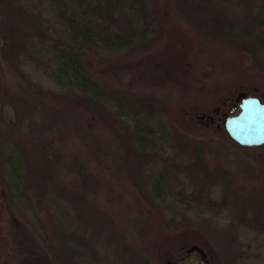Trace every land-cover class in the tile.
<instances>
[{
  "label": "trees",
  "instance_id": "16d2710c",
  "mask_svg": "<svg viewBox=\"0 0 264 264\" xmlns=\"http://www.w3.org/2000/svg\"><path fill=\"white\" fill-rule=\"evenodd\" d=\"M244 1L252 8L231 36L250 56L264 58V2ZM206 3L0 0V264H148L154 258L158 211L185 204L167 153L189 142L204 159L213 138L176 132L153 114L152 102L108 86L86 60L141 50L171 17L201 18ZM39 56L48 58L46 78L59 93L28 72ZM66 100L85 105L91 120L75 123L61 103ZM239 101L208 115L219 118L224 134L213 143L264 148L242 146L222 127ZM15 129L22 132L17 138ZM256 244L263 247L264 238ZM177 255L164 254L168 261Z\"/></svg>",
  "mask_w": 264,
  "mask_h": 264
},
{
  "label": "rangeland",
  "instance_id": "374dc122",
  "mask_svg": "<svg viewBox=\"0 0 264 264\" xmlns=\"http://www.w3.org/2000/svg\"><path fill=\"white\" fill-rule=\"evenodd\" d=\"M206 1L201 18L194 13L171 17L143 49L91 54L86 67L108 86L152 102L153 114L176 132L214 142L224 134L219 118L213 122L208 115L245 96L264 101V58L250 56L231 36L252 8L247 1ZM44 58L31 60L27 70L35 83L59 93L46 78ZM61 103L75 123L83 126L91 120L85 105ZM3 105L10 103L4 100ZM238 112L239 105L232 115ZM13 134L17 138L22 132L15 129ZM213 142L199 159L203 163L195 155V143L169 149L165 162L180 175L185 204L158 211L156 252L148 264H201L203 255L207 264H264V246L256 244L264 238V148L217 147ZM163 250L180 255L168 261Z\"/></svg>",
  "mask_w": 264,
  "mask_h": 264
},
{
  "label": "water",
  "instance_id": "95a60500",
  "mask_svg": "<svg viewBox=\"0 0 264 264\" xmlns=\"http://www.w3.org/2000/svg\"><path fill=\"white\" fill-rule=\"evenodd\" d=\"M224 127L238 144L248 147L264 145V102L257 96H245L239 112L225 119ZM201 253L200 251H198ZM201 264H207L204 255Z\"/></svg>",
  "mask_w": 264,
  "mask_h": 264
}]
</instances>
